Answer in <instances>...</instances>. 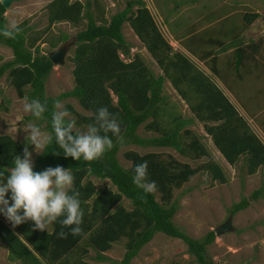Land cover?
<instances>
[{
    "label": "trees",
    "instance_id": "1",
    "mask_svg": "<svg viewBox=\"0 0 264 264\" xmlns=\"http://www.w3.org/2000/svg\"><path fill=\"white\" fill-rule=\"evenodd\" d=\"M89 6V2L81 3L78 0H50L45 5L47 25L60 21L77 25L82 18L87 19L85 26L74 35L75 42L70 57L73 62L72 88L56 96H46L44 81L52 63L46 54L40 52L36 43L39 36L28 35V28L22 20L18 23L22 31L14 39L5 37L2 33L7 26L4 8L0 5V44L12 51V57L0 63V77L6 74L8 84L19 98L27 97L29 101L37 99L46 104L43 119H37L31 114L29 117L35 118L39 123L43 122L42 127L47 134L53 135L52 142L44 153L35 155L33 171L41 172L57 166L69 169L75 178L74 188L80 193L79 200L84 212L79 235H72L70 228L62 227L59 220L44 232L34 230L32 221L13 228L3 214H0V241L8 252V258L18 260L21 264H66L67 254L74 252L78 244L82 245V253H86L83 249L86 247L103 252L109 249L111 242L124 237L125 252L121 262L117 264H127L138 248L149 241L155 232H161L181 239L186 244L187 253L197 263L213 264L204 255L205 246L214 237L213 231L209 230L199 239L185 235L172 222L176 205L168 202L172 190L180 187L199 170L207 171L211 180L226 182L219 166L208 161L203 167H191L172 158L164 160L158 153L140 154L126 150L122 154L130 164L128 168H123L116 159V153L121 146L135 144L140 147L172 148L190 158L206 155L198 138L184 129L193 119L169 115L168 126L161 125L159 115H162L160 104L163 102L161 90L164 78L169 80L177 95L186 102L193 118L202 123L204 132L226 163L234 165L242 156L246 174H252L259 166L264 165V145L210 76L185 54L171 49L143 0L126 1L125 6L113 13L107 21L102 11L94 15L89 11ZM261 15L264 18V10ZM257 17L258 13L246 11L241 14L242 25L232 24L227 30L222 25L223 33L229 39L227 43L217 41L218 50L223 52L227 45L233 46L235 66L241 63L242 56H246L244 46L238 41L240 31ZM123 22H127L134 36L152 57L160 74L154 75L139 55L129 57L130 45L121 33ZM190 36L192 35L182 40V46L198 60H209V69L219 76L220 71L214 63L218 50L208 49L206 43L209 40L201 38L198 42L205 44V47L199 51L194 41L190 43L188 40ZM65 39L67 35L61 33L49 40L48 45L53 48ZM250 48H253L252 44ZM66 97L74 98L88 112L82 114L73 110L70 105L63 106V109L74 116L76 126L85 125L88 128V125L95 122L97 109L106 107L120 124L123 142H118L116 137L107 133L114 146L98 160L87 162L83 158L76 161L65 157L62 149L55 144L51 120L52 113L56 111L55 102ZM141 124L146 131H152L156 135L139 136L135 131ZM185 138L188 139L187 142ZM54 152L59 155H54ZM17 155L23 158V144L12 140L8 135L0 134V181H6ZM145 160L148 161V179L155 181L157 185L155 193L158 200L155 199L154 192L145 193L132 180L134 165ZM89 175L107 179L115 189L106 186L95 189L93 183L85 179ZM263 190L264 186H260L248 198L242 197L232 203L229 213L246 208L250 200H256ZM10 195V192L6 194V199ZM122 197L130 202L129 209L119 204ZM61 231L67 234L66 238L59 236ZM95 257L105 258L100 253H96ZM74 263L77 262L73 261L72 264Z\"/></svg>",
    "mask_w": 264,
    "mask_h": 264
},
{
    "label": "rangeland",
    "instance_id": "2",
    "mask_svg": "<svg viewBox=\"0 0 264 264\" xmlns=\"http://www.w3.org/2000/svg\"><path fill=\"white\" fill-rule=\"evenodd\" d=\"M49 1L18 0L4 9L3 15L6 26L12 21L20 23L24 20L25 27L28 28L27 34L39 36L36 43L41 53L47 54L64 41L69 44L65 50L63 62L52 64L44 81L45 95L56 96L70 90L73 86L71 75L73 62L70 57L75 42L74 35L85 26L87 19L82 18L77 25L65 21L47 25L45 5ZM78 1L89 2V11L94 15L102 11V15L107 21L113 13L122 9L128 0ZM143 1L171 49L185 54L199 69L210 76L223 93L227 94L226 88L231 92L230 101L264 145V18L261 15L264 10V0H151L155 6L150 5V2L147 3L146 0ZM246 11L258 13L259 17L240 31L238 41L244 46V55L246 54V56H242L241 63L235 66L236 56L233 46L227 45V49L222 52L218 50L217 41L228 42L229 38L223 33L222 25L225 29H230L232 24L242 25L241 14ZM96 20L99 19L96 18ZM61 33L66 34L67 39L57 43L53 48L49 47L48 41L55 39ZM121 33L124 40L130 45L129 57L133 54L139 55L154 75L160 74L159 67L134 36L127 22L122 23ZM189 35L192 36L188 40L190 43L194 41L199 51L205 47V44L201 45L198 42L201 38L209 40L206 43L208 49L218 50L214 63L220 71L219 76L213 74L209 69L207 64L210 62L209 60H198L182 46V40ZM251 44L253 48H250ZM30 50L32 51V48ZM11 57V49L0 44V63ZM128 58L124 59L128 60ZM161 94L163 96V102L160 104L162 115H159L161 125L168 126L169 115L193 119L190 124L184 126V129H188L192 135L198 138L205 148L206 155L190 158L168 147H140L135 144H127L121 146L116 153L118 163L123 168L129 167L130 162L122 154L126 150L140 154L158 153L164 160L172 158L181 163L185 162L191 167H203L208 161L216 163L222 170L226 182L220 183L211 180L207 171L199 170L180 187L174 188L170 202H168V204L176 205L172 222L185 235L192 239H199L209 230H213L220 223L228 220L231 230L214 235L212 241L205 246L206 259L213 264H264V190L256 200H250L246 208L233 214L229 213L232 203L239 201L242 197L248 198L253 190L264 186V165L259 166L254 173L246 174L242 156L234 165L226 163L212 144L210 137L204 132L202 123L193 118L188 105L177 95L167 78L163 79ZM24 98H19L16 95L13 87L8 84L4 73L0 77V134L8 135L12 140L22 143L23 148L27 143L28 135L24 128L28 124L38 125L42 132L47 134L42 127L43 122L39 123L35 118L29 117V113H24ZM59 102L62 108L65 105H70L78 113L88 114L72 97L63 98ZM73 117L71 114L68 119H74ZM76 129L81 132L87 131L85 125L76 126ZM135 132L139 136L156 135L152 131H146L142 124L137 127ZM185 141L187 142L188 139L185 138ZM28 149L32 153V160H34L37 154L34 151V145H28ZM190 155H193L192 152ZM85 179L90 180L95 189L103 186L115 189L107 179H98L90 175ZM154 194L155 199L158 200L157 194L155 192ZM119 204L126 209L130 208V202L124 197L121 198ZM125 241L126 238L121 237L111 242L109 249L103 252L86 247L83 248L86 253H82V245L78 244L74 252L67 254L66 264L70 261L71 264L73 261L77 262L74 264H117L121 262L125 252ZM186 249V244L181 239L155 232L149 241L138 248L127 264H199L192 255L187 253ZM96 253H100L105 258L97 259ZM0 264H21L18 260L8 258V252L1 241Z\"/></svg>",
    "mask_w": 264,
    "mask_h": 264
},
{
    "label": "clouds",
    "instance_id": "3",
    "mask_svg": "<svg viewBox=\"0 0 264 264\" xmlns=\"http://www.w3.org/2000/svg\"><path fill=\"white\" fill-rule=\"evenodd\" d=\"M21 31L18 23L12 21L2 34L14 39ZM54 107L57 110L52 113L51 123L55 144L62 149L65 157L76 161L81 158L87 162L98 160L114 146L107 133L116 137L118 142H123L120 124L106 107L97 109L95 122L88 125L86 132L76 129L75 120L68 119L71 113L63 109L59 101L55 102ZM46 110V104L39 100L29 101L27 97L24 98V113L43 119ZM24 131L28 135L23 158L15 156L14 167L6 181H0V214H3L13 228L32 221L34 230L44 232L49 225L59 220L62 227L70 228L72 235H79L84 212L79 200L80 193L74 188L75 178L71 171L61 166L49 167L41 172L33 171L32 153L28 145H34V151L43 154L52 142L53 135L45 134L36 124H28ZM53 154L59 155L56 152ZM133 172L132 180L137 187L145 193L157 190L156 182L148 179V161L134 165ZM9 192L11 195L6 199ZM66 235L63 231L59 233L61 238H66Z\"/></svg>",
    "mask_w": 264,
    "mask_h": 264
},
{
    "label": "water",
    "instance_id": "4",
    "mask_svg": "<svg viewBox=\"0 0 264 264\" xmlns=\"http://www.w3.org/2000/svg\"><path fill=\"white\" fill-rule=\"evenodd\" d=\"M18 0H0V5L6 9L12 2H15ZM68 43L64 41L61 45H59L56 49L49 51L47 53V58L50 60L52 64H61L63 62V56L65 54V50L68 47ZM231 230V224L228 220L220 223L218 226H216L212 231L214 235H219L224 232H227Z\"/></svg>",
    "mask_w": 264,
    "mask_h": 264
},
{
    "label": "crops",
    "instance_id": "5",
    "mask_svg": "<svg viewBox=\"0 0 264 264\" xmlns=\"http://www.w3.org/2000/svg\"><path fill=\"white\" fill-rule=\"evenodd\" d=\"M146 1H147V3L150 2V3H149L150 5L155 6V5L151 2V0H146ZM155 23H156V21H155ZM225 87H226V86H225ZM225 90H226V92H227V94H228V95L226 94V96H227L229 99H231V97H230V96H231V93L229 92V90H228L227 88H226Z\"/></svg>",
    "mask_w": 264,
    "mask_h": 264
}]
</instances>
